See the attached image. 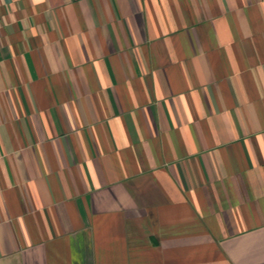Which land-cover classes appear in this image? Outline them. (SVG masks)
Listing matches in <instances>:
<instances>
[{
	"label": "crops",
	"instance_id": "0c3cea01",
	"mask_svg": "<svg viewBox=\"0 0 264 264\" xmlns=\"http://www.w3.org/2000/svg\"><path fill=\"white\" fill-rule=\"evenodd\" d=\"M0 264H264V0H0Z\"/></svg>",
	"mask_w": 264,
	"mask_h": 264
}]
</instances>
